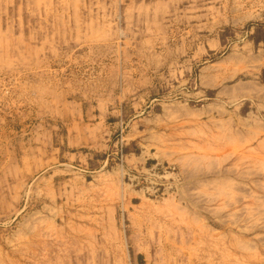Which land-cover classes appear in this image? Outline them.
Here are the masks:
<instances>
[{
    "label": "rangeland",
    "instance_id": "1",
    "mask_svg": "<svg viewBox=\"0 0 264 264\" xmlns=\"http://www.w3.org/2000/svg\"><path fill=\"white\" fill-rule=\"evenodd\" d=\"M264 0H0V264H264Z\"/></svg>",
    "mask_w": 264,
    "mask_h": 264
},
{
    "label": "crops",
    "instance_id": "2",
    "mask_svg": "<svg viewBox=\"0 0 264 264\" xmlns=\"http://www.w3.org/2000/svg\"><path fill=\"white\" fill-rule=\"evenodd\" d=\"M259 101H260V103H262V105L264 106V97H259Z\"/></svg>",
    "mask_w": 264,
    "mask_h": 264
}]
</instances>
